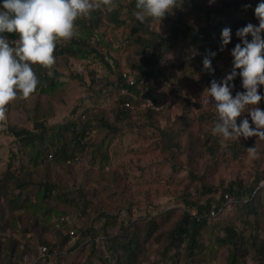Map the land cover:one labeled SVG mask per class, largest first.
Masks as SVG:
<instances>
[{
  "label": "trees",
  "instance_id": "obj_1",
  "mask_svg": "<svg viewBox=\"0 0 264 264\" xmlns=\"http://www.w3.org/2000/svg\"><path fill=\"white\" fill-rule=\"evenodd\" d=\"M92 2L96 3L98 0ZM260 2L262 0H218L209 5L206 0H184L180 8L173 10L174 18L166 15L159 25L152 19L143 24L135 20L133 12L136 0H114L115 7L102 6L93 11L90 18H78L75 25L79 35L67 42L58 40L54 55L56 60L65 61L71 57L85 58L88 55L99 58L112 78L100 77L98 80L95 73H90L91 83L87 88L97 95L102 94V97H113L111 112L76 106L63 121L48 123L46 108L41 107L40 98L47 96L46 101L52 100L55 87L60 84L62 76L54 66L49 70L40 65H32L39 81L37 90L31 95L34 96L32 127H8L9 136L17 148L22 147L19 149L20 153H23L24 146H31L35 150L34 158L39 159L47 170L52 164H78L87 155L90 160L94 158L102 166L107 164L108 144L125 126H132L136 134L150 129L148 137L162 158L169 163L174 162L179 150L186 155L189 164L191 161L193 163L192 138L189 135L191 121L188 117L191 101L183 100L185 107L182 116L171 120L166 117V125H161L156 114L166 109L169 102L177 103V100L185 96L197 99L199 89L195 75L200 74L209 84L212 80L221 81L227 75L218 67L217 61L240 42L235 35L238 29L248 23L258 26L254 10ZM2 3L3 0H0V4ZM103 24L110 26L111 30L120 27L130 29L128 36L123 39L127 53V79L123 78V72L118 71L117 60L112 59L116 71L107 61V57L112 58L108 49L100 54L92 43L94 38L103 37L104 31L100 30ZM224 28L231 29L232 39L221 50V32ZM5 35L10 42L18 39L15 34ZM210 52L216 53L211 59V73L203 68V59ZM229 66L230 73L232 60ZM128 79H132L134 84L130 85ZM232 84L236 87L242 85L239 75ZM95 85L99 86L95 88ZM261 88L262 86L258 90ZM165 92L172 100L164 95ZM19 98L24 99L21 96L17 99ZM140 98L149 99L154 108H140ZM261 107L264 110V104ZM134 110L136 119H133ZM239 122L240 118L237 120L238 124ZM94 132H99L97 134L101 136L93 139ZM194 142L200 143L202 154L214 164L227 151L233 158H238L244 152L243 148L249 145L240 139L230 141L225 150H222L221 140L209 133L198 137ZM15 157V153L9 155L6 174L0 180V197L6 202L8 210L13 214L26 209L33 213L43 209L47 219L49 216L55 217L52 220L54 226L59 218L64 219L63 222H58L57 229L67 226V213L57 212L50 205V200L56 198L52 196L53 191L58 189L56 183L49 180L38 182L36 191L33 192L34 200L30 203L32 197L28 193L31 185V180L27 178L29 173L17 177L12 174ZM178 169L185 170L187 186L195 185L197 195L194 199H188L190 194L180 196L181 207H174L157 215L139 217L127 224L116 216L99 213L103 216V236L92 230V227L72 226L58 241L40 239L39 233L38 245L45 246L54 255L52 264H65L64 249L71 241L74 245L70 250L89 248V258L95 257L96 248L104 242L106 255L97 257L98 264H138L137 258L145 250L144 246L154 242L160 246L163 264H208L215 251L203 241V232L214 228V221L229 209H236L237 217L224 222L219 228L222 234L215 236L214 244L219 248L227 245L230 249L225 264H264V186L259 184L264 180V171L244 188L240 184L229 183L225 189H218L207 182L203 173L198 174L196 170H186L182 166ZM173 170L176 171L174 168ZM77 197L81 198L79 192ZM58 198L65 202L68 200L67 195L59 194ZM71 200L69 205L74 206V198ZM26 204L31 205L25 206ZM212 206L217 212L214 217L209 215ZM87 207L88 203L84 200L78 212L85 214ZM3 219L0 217L1 221ZM106 226L113 227L115 232L108 233ZM6 228V224L0 225V255L3 253L1 241L5 239L2 234H5ZM14 249V245L11 246L10 252L3 259L0 258V264H11ZM31 251L35 256L27 264H38L34 262L38 248Z\"/></svg>",
  "mask_w": 264,
  "mask_h": 264
},
{
  "label": "rangeland",
  "instance_id": "obj_2",
  "mask_svg": "<svg viewBox=\"0 0 264 264\" xmlns=\"http://www.w3.org/2000/svg\"><path fill=\"white\" fill-rule=\"evenodd\" d=\"M206 1L209 5H213L218 0H214V3L211 4L209 0ZM169 17L174 18V15L171 14ZM100 30L104 31L103 37L94 38L93 45L100 54H104L105 49H108L112 58L107 57L106 59L113 70L116 71V67L112 62V59H115L118 61V71L125 73L128 66L125 59L127 53L123 39L128 36L130 29L120 27L111 30L110 26L103 24ZM232 49L228 50L217 61L218 67L225 74L229 73ZM54 67L61 73L60 84L55 87L52 100L46 101L47 96L40 98L41 107L46 108L45 114L48 123L54 124L63 121L70 116L71 110L76 106L96 110L106 109L107 112H111L114 106L113 97H102V94L97 95L87 88L91 83L90 73H95L98 80H100V77L112 78V75L108 74V70L102 65L99 58L88 55L85 58L71 57L67 61L57 59ZM194 79L199 89L197 99L185 96L177 100V103L169 102L166 109L156 114V118L161 121V125H166V117L171 120L182 116L185 107L182 104L183 100L191 101L188 117L191 121L189 135L192 138L194 162L191 161L190 164L181 150L177 153L173 163L163 159L148 137L150 129L136 134V130L132 126H125L108 144L109 162L107 164L102 166L96 162V159L90 160L89 155H87L78 164L61 166L52 164L49 170L44 169L39 159L34 158L35 150L31 146L28 148L24 146L23 153H20L19 149L22 147H16L8 132V127L11 126L17 129L32 127L34 96L27 99L19 98L11 102L6 111V121L0 122V180L6 174V163L9 155L15 153L16 157L13 160L11 169L12 174L17 177L29 173L27 178L31 180V185L28 193L32 197L30 203L34 200L33 192L35 193V186L38 182L49 180L53 184L56 183L58 189L52 193L53 198H56L50 200V205L57 212L67 213V226L57 229L59 226H54L52 223L55 217L49 216L47 219L43 209L34 213L30 209H26L12 214L6 206V202L0 197V217L4 218L2 221L0 220V225H7L5 234H2V238L5 239L1 241L3 253L0 258L3 259L5 254L10 252L11 246L14 245L15 249L10 258L11 264H17L18 262V264H27L35 256L31 250L38 248L40 237L44 240L58 241L72 226L92 227V230L103 236V216L99 213L116 216L123 219L124 223L127 224L139 217L157 215L168 209L181 207L179 205L180 196L190 194L188 199L197 197L194 189L195 185L187 186L188 180H185L184 177L185 170L178 169L181 166L186 170H196L198 174L203 173L207 182L218 189H225L229 183L240 184L241 188H244L257 175H260L264 171V140L259 138H241L249 145L243 148L244 152L236 159L227 151L214 164L213 161L202 154L200 143H195L194 140L196 141L198 137L208 133L212 135L211 129L218 117L215 109L205 103L207 99L205 90L210 87V84L205 82L200 74L195 75ZM98 86L95 85L94 87L97 88ZM243 91L242 85L234 86L232 95L235 96L237 92ZM258 92L264 96V86ZM165 93L164 95L172 100L171 96L167 92ZM209 100L211 104V98ZM261 104H264V99L258 105L262 109ZM133 113V119H136V110ZM243 117L248 118L251 123L247 114H244ZM97 133L99 132L93 133V139L101 136ZM216 137L221 140L220 149L224 148L222 150H225L227 143H230V141H224L219 136ZM249 147L257 149L259 158L252 159L249 157L247 152ZM259 184L264 186V180L260 181ZM16 192L15 190L14 193ZM78 192L81 194V198L77 197ZM59 194L67 195L68 200L66 202L63 199L60 200L58 198ZM73 198L74 206H70L69 204ZM84 200L87 201L88 207L85 214L82 215L78 211H80ZM29 205L31 204L25 206ZM236 215H238L236 209H229L217 221H214L216 224L214 228L203 232V241L209 247H213L215 251L212 261L208 264H225L230 249L227 245L219 248L214 244V239L218 233L222 234L219 228L222 227L224 222L227 219H235ZM105 229L108 233L115 232L111 226H106ZM246 233L248 232L246 231ZM71 242L64 249L65 264H98L97 257L106 255L104 242L98 245L93 258H89V248L83 247L82 249L74 248L70 250L74 245L73 241ZM156 243L144 246L145 250L137 258L138 264H163L161 251L159 250L160 246Z\"/></svg>",
  "mask_w": 264,
  "mask_h": 264
},
{
  "label": "clouds",
  "instance_id": "obj_3",
  "mask_svg": "<svg viewBox=\"0 0 264 264\" xmlns=\"http://www.w3.org/2000/svg\"><path fill=\"white\" fill-rule=\"evenodd\" d=\"M183 2L136 0L133 16L142 24L152 19L160 25L166 15L173 14ZM102 6L113 8L116 5L114 0H98L96 3L92 0H3L0 4V122L6 121L7 106L11 102L18 96L27 99L37 90L39 81L32 65L51 70L56 63L57 41L67 42L78 36L75 21L90 18L92 12ZM254 15L258 26L248 23L235 33L240 42L230 53L233 58L230 73L219 83L212 80L205 90V103L215 109L218 117L211 129L212 134L224 141L251 137L264 140V110L258 107L264 99L258 92L264 86V0L257 4ZM5 34H15L18 39L10 42ZM231 39V29L224 28L221 50ZM215 55L210 52L203 59V68L210 73L213 71L211 59ZM48 74L51 76V71ZM237 75L244 91L233 96L232 81ZM244 114L250 117L251 123L243 118ZM247 152L252 159L259 158L255 147L247 148Z\"/></svg>",
  "mask_w": 264,
  "mask_h": 264
},
{
  "label": "built area",
  "instance_id": "obj_4",
  "mask_svg": "<svg viewBox=\"0 0 264 264\" xmlns=\"http://www.w3.org/2000/svg\"><path fill=\"white\" fill-rule=\"evenodd\" d=\"M122 76H123V78L127 79L126 73H123ZM128 83L130 85H133L134 81L132 79H128ZM123 93H125L124 90H123ZM139 97H141V95ZM140 100H141V102L139 104L140 108H146V107L154 108L152 102L149 99H144V98L141 99L140 98ZM127 105L128 104H126V106ZM225 198H227V197L225 196ZM209 215L211 217H214V216L217 215V212L215 211V208L213 206L210 208ZM63 221H64V219L62 217L59 218L57 220V222H56V226L59 225L58 222H63ZM53 257H54V255L52 253L48 252V250H47V248L45 246H39L38 247L37 257H36L34 262H37L38 264H52Z\"/></svg>",
  "mask_w": 264,
  "mask_h": 264
}]
</instances>
